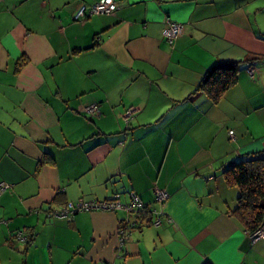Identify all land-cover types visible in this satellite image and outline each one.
Instances as JSON below:
<instances>
[{"label":"crops","instance_id":"0c3cea01","mask_svg":"<svg viewBox=\"0 0 264 264\" xmlns=\"http://www.w3.org/2000/svg\"><path fill=\"white\" fill-rule=\"evenodd\" d=\"M97 1L0 0V264H264L224 174L264 157V0H116L75 19ZM229 63L238 81L214 103L197 88ZM132 193L159 227L145 211L55 215Z\"/></svg>","mask_w":264,"mask_h":264},{"label":"trees","instance_id":"16d2710c","mask_svg":"<svg viewBox=\"0 0 264 264\" xmlns=\"http://www.w3.org/2000/svg\"><path fill=\"white\" fill-rule=\"evenodd\" d=\"M237 67V63L215 66L207 71L197 91L206 93L214 103L218 102L237 83ZM224 174L228 184L239 189L237 206L232 215L247 231L254 232L264 225V157H251L232 163L225 168ZM144 211L151 214L150 209Z\"/></svg>","mask_w":264,"mask_h":264},{"label":"built area","instance_id":"2783aa9c","mask_svg":"<svg viewBox=\"0 0 264 264\" xmlns=\"http://www.w3.org/2000/svg\"><path fill=\"white\" fill-rule=\"evenodd\" d=\"M119 7V2L116 0H98L91 5H82L77 13L75 14L76 20L84 21L88 17L98 14H111L115 12ZM183 33V26L181 24L167 20L165 27L163 28V36L170 42L173 43ZM99 109L98 104H93L85 108L89 114H95ZM233 135V131L230 132ZM8 185L4 184L0 186V192L6 189ZM170 195L166 190H156V203L160 206L164 205L169 199ZM147 204L141 199L136 193L131 194L129 203L124 204L118 198L113 200H85L80 199L77 202L68 203L61 212L55 213L57 217L65 218L69 215L76 214L83 211H111L116 212L123 210L128 214L139 213L147 210ZM149 210V209H148ZM153 216L152 224L159 227L162 224V209H150ZM129 227L134 228L137 226L136 221H127ZM171 222V219L169 220ZM16 238L21 241H26L27 237L20 231L16 235ZM251 239L256 242L258 240H264V225L260 226L254 232H250Z\"/></svg>","mask_w":264,"mask_h":264}]
</instances>
